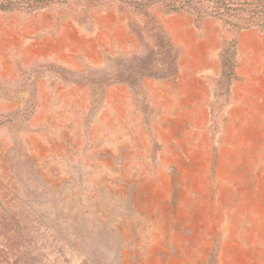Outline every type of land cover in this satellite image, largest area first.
<instances>
[{"label": "rangeland", "instance_id": "374dc122", "mask_svg": "<svg viewBox=\"0 0 264 264\" xmlns=\"http://www.w3.org/2000/svg\"><path fill=\"white\" fill-rule=\"evenodd\" d=\"M243 30L156 0L0 10V264H264V174L213 168Z\"/></svg>", "mask_w": 264, "mask_h": 264}, {"label": "crops", "instance_id": "0c3cea01", "mask_svg": "<svg viewBox=\"0 0 264 264\" xmlns=\"http://www.w3.org/2000/svg\"><path fill=\"white\" fill-rule=\"evenodd\" d=\"M260 42L261 34L255 30L246 29L239 34L234 47L236 65L231 87V102L227 106V110H225L223 125L227 122L225 126H222L220 137L215 142L217 160L213 168L217 176L218 174L220 175L222 169L228 168L229 172L232 173L231 168H235L233 173L236 178H234L233 186L231 179H227L229 188L234 191L239 189V183L248 185L253 181L256 182L257 179L261 183L262 175L264 174V161H262L264 159V142L261 137H254V140H252L251 135H244L239 131V128L244 124L242 120L246 119L250 123L249 126H251L250 120L252 119L249 112L250 106L249 108L247 107V100H249V94L252 90L246 81L264 76V56H262L264 54L260 52L258 47ZM217 67H219L218 60L213 56H208L203 64L185 70V72H190V76L194 75L199 78L203 71L215 70ZM204 106V104H201L198 108L202 111ZM206 116L207 114L204 111L203 114L202 112L199 113V119H207ZM258 119L259 122L255 124L261 126L262 117L259 116ZM207 145V141L204 140V144L195 146L196 149L205 154V159L207 158ZM251 151L255 152L254 156Z\"/></svg>", "mask_w": 264, "mask_h": 264}, {"label": "trees", "instance_id": "16d2710c", "mask_svg": "<svg viewBox=\"0 0 264 264\" xmlns=\"http://www.w3.org/2000/svg\"><path fill=\"white\" fill-rule=\"evenodd\" d=\"M166 3L170 9L185 8L198 19L205 16H213L224 24L235 26L239 29L251 27H264V0H156ZM53 0H0V10L26 8L32 12L46 7ZM171 47V46H170ZM172 49V47H171ZM226 50H224V54ZM232 60L227 70V92L234 79L236 65V53L231 54ZM176 52L172 49L171 61L176 63Z\"/></svg>", "mask_w": 264, "mask_h": 264}]
</instances>
